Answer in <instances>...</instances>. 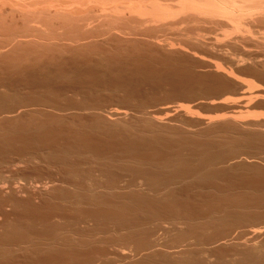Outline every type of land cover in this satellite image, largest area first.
I'll return each instance as SVG.
<instances>
[{"label":"bare ground","instance_id":"obj_1","mask_svg":"<svg viewBox=\"0 0 264 264\" xmlns=\"http://www.w3.org/2000/svg\"><path fill=\"white\" fill-rule=\"evenodd\" d=\"M257 73H260V76L264 75V0H0V101L5 98L4 104H7L9 103L6 102L7 97L8 100L12 97H14L12 100L15 99L14 102L10 101L13 104L9 103L11 106L9 105L8 109L0 102L2 108L6 109L0 112V131L2 135L11 134L9 138H13V134L14 138L21 135L15 141L19 147L15 150V145H13L14 151H12L10 146L14 144L11 143L14 138L13 140L8 137L6 139L7 135L3 137L4 135L0 134V203H3V207H5L4 204H9L14 208L17 206L19 208V205L29 202L27 206H31L30 203L34 200H39L41 203V200L47 198L46 203L50 199L54 203H56L55 200H58L62 204L66 202V204L70 203L76 207L85 203V206L90 204V206L94 205L98 208L99 204L96 203L112 201L113 204L115 201L116 207L110 203L108 206L111 209L116 208L111 214L112 216L113 214L118 215L120 219L111 216V220L115 219V227H112L114 230L110 233L101 227L103 232L95 231L94 235L90 231L89 234L91 233L95 237L99 234L121 235L124 232L125 235L122 234V236H125V239L122 240L121 236L122 241L120 238L115 241L112 238L110 240V237L104 242L100 240L104 245L112 247L114 251L119 249L122 255L130 253L129 255L134 258L141 256L142 252H146L144 257L142 256L143 262L148 261L149 256L150 259L153 256L152 263L155 260L158 262L161 260L162 264H264V188H261L260 184V187L256 188L255 184V188L251 186V189H247L250 187L247 184L243 190L234 192L231 187L229 189L224 185L221 187L224 191L220 193L219 189H216L218 192L214 193L215 190L208 187L217 178L224 176L228 169L233 171L241 161V157H246L252 146L259 152H264V148L259 144L264 142V126L258 125V129H255L257 124H249L245 121L242 123V121L233 119L232 116L230 118L229 115V118L227 116L207 120L201 118L198 125L202 127L213 128L212 125L216 126L215 123L218 122L220 125L221 122L227 130H233L234 133H231L232 137L230 138H221L220 136V138L202 137L199 139L192 136L193 138L190 140L184 139V134L182 141L181 136L180 139H177L184 142V144H180L184 150L186 149L185 153L180 152L182 150L179 148L180 144L176 145L179 150L175 145L174 148L177 150L170 148L177 139L174 138V141L169 135L165 138L163 130L166 128L161 126L162 121L167 120L168 116L170 117L168 114L171 112H183L184 110L186 112L187 106L185 105L203 104V107H214L213 105L218 107V103L238 102L237 98H234L237 100L234 101L228 94L229 100H227L228 97H225L226 95L224 98L222 96L232 89L233 92L238 90L240 94L242 93L241 95L246 93L248 96L249 94L245 91L252 85L250 79L254 78L255 80L254 75ZM241 76H245L246 79L252 77L248 83ZM238 91H236L237 94H239ZM258 92L255 95L257 100L261 99V95H258L260 92ZM155 93H160L159 96H163L161 93H164L166 97H161L164 98L161 99V103L159 96L157 99L153 96L150 99L147 98L148 101L147 99L140 101L142 96L145 99V96ZM246 94L244 96L248 99ZM220 95H222V99L219 98ZM241 95L240 97L244 98ZM29 96L31 98H27ZM68 96L75 97L76 101ZM138 96H141V99ZM134 97L135 99H133ZM68 98L69 100H67ZM136 98H139L138 102H135ZM250 100L253 101L252 98ZM158 103H160V108H156ZM152 104H155L156 107ZM231 104L230 106H232ZM151 106L155 107L154 110L159 109L154 115L146 113V109H151ZM129 113L132 115L134 113L133 116L139 115L140 117H137L139 122H134L136 117L132 116L135 120L132 119ZM73 122L80 124L77 125L78 130L81 126L80 131L83 132V135H85L84 131L87 132L89 138L94 131H97L98 134L102 133V136L106 134L107 137L108 134L110 137L114 134L113 138L123 134L127 136H122L123 142L129 137L127 134H133V138L130 135L129 138L132 140L128 139L126 143V146L129 144L128 148L125 143L124 147L123 144L120 145L119 139L116 138L115 140L118 139V147H116L114 144H117V141L115 142L114 139H109L105 135V138L113 140L114 149L119 148L123 152L114 153L112 145L108 149L106 147H109L110 144L105 142V145L107 144L105 150L110 152L112 150L110 154L113 155L114 160L113 157L108 159V151L103 154L107 158L105 156L103 158L101 154L102 158L96 157L94 160L91 158L93 154L90 150L88 151L90 154L84 152V149L87 148L83 145L85 143H81L85 148H83V152H80L82 146H80V151L79 148L76 150L72 147L73 139L70 142L72 144L69 143V138L68 141L66 140L67 143L63 141L66 145H70L68 147L65 144L63 146L60 140L61 137L63 140L65 136L57 137L61 135L58 133L59 131L65 130L62 128L63 124L72 128ZM54 125L61 126V130L54 127L56 130L59 129L58 131L51 128L57 132L56 135H51L54 137L51 138L53 140L59 138L57 144L56 140L48 142L50 137H47L49 140H46L44 136V134L50 136L51 132L53 134V131L47 130L50 129L47 127ZM2 127L6 131L3 132ZM28 127H33L34 130L31 132L32 129L28 130ZM251 127L255 128L250 130ZM43 128H47L46 131ZM74 128L76 127H73L72 130ZM85 129L88 131L90 129V132ZM236 129H241L242 131H240L242 133L244 131L245 134L236 133L238 131ZM76 130L77 128L73 131ZM78 130L75 132V136ZM27 132L33 134L29 136ZM47 132L50 134L48 135ZM81 132L78 134L81 135ZM181 132L178 133L181 134ZM94 133L96 136L98 135L96 132ZM94 133L92 138L93 142H96ZM134 134L138 138L135 139ZM39 135L40 138L44 139L45 137L44 141H47V144L38 140L39 137L36 138ZM98 138L97 136L96 139ZM103 138L101 140L99 138L97 141H104ZM75 143L73 146H79ZM100 143H94V147L96 148ZM102 144L104 145V143ZM164 144L165 146L167 144L169 148H164ZM8 145H10L9 150L13 154L7 149ZM259 145L261 148L258 147ZM133 146H136V150L139 147L141 151L153 147L151 149L154 153V148L158 149L159 147V152L156 150L157 158L160 156L158 153H161L164 159L158 160L156 155H153L154 157L151 158L153 160H149L152 162L156 160V162L146 163L150 165V167L148 166L150 169L145 170L142 166L147 165L143 163L142 159L139 163L140 161L135 158L137 157L135 154L139 150L137 152ZM161 146L163 152L167 150L168 153V150L171 149L170 154L164 152L166 155H163V152H160ZM150 150L149 155L152 154V150ZM117 153H120L119 156ZM114 154L118 157H115ZM121 154H126L129 160L134 155L132 159L136 161L133 165V161H130L132 166H128L130 164L126 166L124 163L126 161H118V159L116 161L115 159L126 157V155L125 157L120 156ZM141 155L137 158L140 159ZM79 156L84 160L80 159L81 161H79ZM144 161L148 162V158ZM41 168L43 171L46 168V171L43 172ZM51 169L56 170V174H51ZM36 170L39 173L38 171L36 173ZM4 172H13V176L4 177ZM232 181L230 180V182ZM207 183L208 185H206ZM225 188L230 191H225ZM202 191L208 192L207 195H210L211 198L206 195L204 200L205 193ZM188 193H192L191 196L198 195V193L199 195L198 197H189ZM218 193L220 194L218 195ZM214 194L217 195L214 196ZM119 201L126 207L127 204L130 205L128 208L132 205L137 207L135 213H144L142 216L139 214L141 217L138 216L140 218L145 216V218L140 219L141 221L139 218H135L137 216L135 213L132 214L135 211L133 207L132 213L129 211L130 215L125 211H121L122 214L115 211L118 210ZM201 202H205L207 208L205 203L201 205ZM190 203L192 206L194 205L193 209H190L192 207ZM196 204L199 207L201 205V208L194 209ZM165 205L170 209L169 211L165 210L169 212L167 216L162 210ZM186 205H188L186 208L189 211H185L188 210L185 208ZM203 205L205 210L202 209ZM141 207H152L153 211L142 212ZM155 207H160L164 216L161 215L162 213L154 211ZM181 207L184 210L183 208L181 210ZM100 208L104 209L105 207L101 205ZM148 208L147 210H150ZM121 209L127 210L123 206ZM160 209L158 210L160 211ZM102 213L99 210V213L97 212L100 214L99 216H96L97 214L93 216L94 213L82 215L84 220L83 217H80L83 221L81 220L82 223L80 221L78 224L86 226L88 222L93 221H103V224L107 221L110 222L109 219L106 221V216L109 218L110 213L109 215ZM123 213H127L126 215L130 219ZM16 215L14 214V216ZM101 215L105 216L101 217ZM132 215L135 217L131 219ZM79 216L77 215L76 218ZM71 219L75 224L79 220V218L77 221H74V218ZM52 227L50 231L47 230L48 237L47 231L44 230L46 237L43 234L40 241L38 240L36 243L26 233V230L20 228V231L14 232L13 229L12 233L9 231V236L7 234L2 237L5 241L3 244L0 243V248H6L7 245L13 246L14 244L9 241L16 239L17 247L24 245V249L26 251L28 249V252L33 250L36 253H44L42 255L46 253V256L47 254H57L58 251L55 252L54 249L58 245L61 246L56 240L62 235L60 233L62 231L58 230L57 232L56 228ZM70 234L77 236L76 232ZM11 235L13 236L11 237ZM166 236H169L171 240L172 245L169 242L168 245H171L169 247L164 243ZM79 237L77 240L79 246L74 244L76 242L74 238L71 240L66 238L61 242L62 246L64 248L72 247L71 249L74 251L73 247L77 249L81 246L79 241H82ZM0 240L2 239L0 238ZM13 242L15 241L13 240ZM155 248L160 250L157 251ZM169 249H179L181 252L176 256H171L166 253V250ZM225 249L229 254L228 260L216 259L214 255L220 254L219 252ZM1 252L0 258L5 255L6 251L3 254ZM119 252L117 251V253ZM93 256L96 255L93 254ZM213 256L215 260H211ZM7 258L9 259V257ZM224 259L226 258L224 257Z\"/></svg>","mask_w":264,"mask_h":264},{"label":"rangeland","instance_id":"obj_2","mask_svg":"<svg viewBox=\"0 0 264 264\" xmlns=\"http://www.w3.org/2000/svg\"><path fill=\"white\" fill-rule=\"evenodd\" d=\"M259 74V75H258ZM256 75H257V78L259 79V81H258V79L256 78ZM256 75H254L255 76V80H254V78L252 79L251 77H248L249 79H250V84H252L250 87H252V86H255V87H252V88H250L249 87V89H250V93H249V89L248 90H246L245 92H247L249 95L247 96V94H246V97H248V99L247 98H245V94L244 95H241L240 93H239V91L238 90H236V91H238V93L241 95V96H244V98L243 97H240V95L239 94H237L236 93V91H235V89H234V91L235 92H233V89L231 90V91H228V92H226V93H224V95L222 96V95H220V99H222V97L224 98V96L225 97H228L227 96V94L229 95V97L230 98H232L234 101H237L236 99H234V98H237L238 99V102H232V101H230V103L228 102V104L227 103H221V104H219L220 105V107H219V105L217 104V106L218 107H216V105H213L214 107H207V106H202L203 104H200V105H198V104H189V105H185V106H187V110H186V112H185V110L182 112V111H178V112H171L170 114H168V115H170V117L168 116V119L166 120V119H164L163 121H162V125L161 126H163V128H166V129H162L163 130V134H164V137L166 136V137H168L167 135H169V137L170 138H175V139H177V138H179L180 139V136L182 137L181 138V141H182V139H183V135L185 134V136H184V139H188V140H190L191 138H193V137H196V138H199V139H201L202 137L204 138V137H206V138H220V136H221V138L222 137H224V138H230V137H232V134L231 133H234V131L233 130H227L226 128H225V126H223V124L220 122V125H218L219 124V122L218 123H215L216 124V126L214 127L213 125H212V127L213 128H211V127H209V128H206V127H202V126H200V125H198L199 124V119L200 120H202V119H214V118H216L217 117V119H219V117H222V116H227L228 117V115L230 116V118H231V116H232V118L234 119L235 118V120H237V121H242V123H244V121L245 122H248L249 124L251 123V124H257V128H255V127H251V128H249L250 130L251 129H253V128H255V129H258V125L259 126H264V75H261L260 76V73H257ZM242 77V79H244L245 81H248V83H249V79H246V77L245 76H241ZM259 77H261V78H259ZM257 79V80H256ZM263 80V81H262ZM249 84V85H250ZM262 89V90H261ZM260 90L263 92L262 94H261V92H260ZM260 93H259V92ZM257 92L259 93L258 95L260 96V98L261 99H255L256 97H255V95L257 94ZM236 93V94H235ZM156 94V93H155ZM153 95V94H151V95H149V96H145V99H144V97L142 96V99L140 100V101H146V99L147 98H152L153 96L157 99V97L160 95V93H157L156 95ZM163 94V96H165L164 95V93H161V95ZM233 94V95H232ZM23 96V95H22ZM21 96V97H22ZM151 96V97H150ZM163 96H159L160 98V103L162 102L161 101V99L163 100L164 98H161V97H163ZM222 96V97H221ZM23 97H26V96H23ZM69 97V96H68ZM166 97V96H165ZM229 97L227 98V100H229ZM11 98V97H10ZM12 98H14V97H12ZM12 98L10 99V100H8V97H7V99H6V102H9L10 103V101H13L14 102V100L15 99H13L12 100ZM27 98H31L30 96L29 97H27ZM65 98H67V97H65ZM65 98H63V99H65ZM70 99H72L71 97H69ZM69 98L67 99V100H69ZM75 98V97H74ZM74 98L72 99V100H74ZM77 98V97H76ZM139 98H136L137 99V101L135 100V102H138V99ZM239 98H241V99H239ZM250 98H252V100L253 101H251L250 100ZM254 98V99H253ZM77 99H79V97L77 98ZM133 99H135V97L133 98ZM144 99V100H143ZM243 99H247L246 101L245 100H243ZM8 100V101H7ZM226 100V99H225ZM260 100V101H259ZM4 101H5V98L3 99V101L1 100L0 102H1V105L2 106H6V108L8 109L12 104H13V102H12V104L10 105L9 103H7V104H4ZM74 101H76V99L74 100ZM77 101H79V100H77ZM147 101H148V99H147ZM251 101V102H250ZM158 102V101H157ZM156 102V103H157ZM246 102H248V103H246ZM160 103H158V104H156L157 105V107L155 106V104H152V106L154 105L156 108H160ZM232 103V104H231ZM244 103V104H243ZM250 103V104H249ZM223 104H226V105H223ZM230 104L232 105V106H230ZM246 104V105H245ZM0 105V112H2V111H4V110H6V109H4V108H2V106ZM10 105V106H9ZM151 105V104H150ZM194 105V106H193ZM149 106V105H148ZM151 106V109L149 108H147L146 110H147V112L146 113H149V114H153L154 115V113H156L157 111L156 110H158L159 111V109H153V108H155V107H152ZM230 106V107H229ZM243 106V107H242ZM150 107V106H149ZM193 107H195V108H193ZM210 108V109H209ZM4 109V110H3ZM145 110V111H146ZM222 110V111H221ZM226 110V111H225ZM229 110V111H228ZM130 112V111H129ZM131 113H132V111H131ZM131 113H129L130 115L129 116H131V118H132V116L134 115V113H133V115L131 114ZM175 113V114H174ZM231 114V115H230ZM137 115V114H136ZM162 115V114H161ZM172 115V116H171ZM139 115H137V116H133L134 118L136 117V120L134 119V118H132V119H134L135 121L134 122H139V121H137V117H138ZM25 117V116H24ZM28 117V116H27ZM26 117V118H27ZM30 117V116H29ZM28 117V118H29ZM140 117V116H139ZM161 117H163V118H165L164 116H161ZM172 117V118H171ZM32 118V117H31ZM89 118V117H88ZM127 118V117H126ZM202 118V119H201ZM229 118V117H228ZM91 119V118H90ZM125 119V118H124ZM124 119H122V120H124ZM171 119V120H170ZM110 120V119H109ZM130 121H132L133 122V120H130ZM130 121H127V122H130ZM165 121H166V124H165ZM123 122V121H122ZM124 122H125V120H124ZM198 122V123H197ZM65 124H67L66 122H64ZM74 123V126L72 125V124H69L72 128L73 127H76L77 128V130H78V126L77 125H80V124H76L75 122H73ZM167 123H169L168 124V126H166L167 125ZM247 123V124H248ZM258 123H260V124H258ZM63 123H61V125H62ZM65 124H63L62 126V128H65V130H61V126L60 127H57V126H59V125H54L53 127H50V126H48L47 128H50V129H47V128H43V129H45V131H46V129L47 130H50V132L51 131H53V129H54V127H57V128H59L61 131H63L64 132V134H62L63 132H61V131H59L58 133L59 134H61V135H58L57 137H61L62 135L63 136H65V138L67 137V136H69L70 135V137H67V139H65V138H63V140H62V137L60 138V140L62 141V143H60L59 142V144H62L63 146H64V144H65V142H63V141H68V138H69V143L71 142V139H73V140H75V141H78L79 143H75V141H73L72 140V142H74L76 145L77 144H79V146L77 147V146H73L74 145V143L72 144V143H70V144H72V147H74V148H76V150L78 149L79 151H80V146H82L81 145V143L83 144V143H85V144H83L84 146H86L87 148H85L84 146H82V150L80 151V152H83V148H85L84 150V152H87V153H89L88 151L90 150V152L93 154V155H91V158L92 159H94V158H102V156H103V154H104V152H105V154L107 153V151L108 150H105V147H106V145L107 144H110L109 145V147H106V148H108V149H110L111 147H113V149H114V146L112 145L113 143V140H109V139H114V141L116 142L118 139V141H119V144L120 145H122L123 144V147H124V143H125V146H126V143L128 142V139H131V138H129L130 137V135L132 136L133 134H127V135H129V137L127 138V140H125L124 142H123V137L122 136H124L123 134L122 135H116V136H119V137H121V138H119V137H116V138H118L117 140H115L116 138H113V137H115L114 136V134H112V136L110 137L109 136V134H108V137H107V135L105 136L104 134H103V136L101 135L102 133H97V131H94L93 129H91L92 131H94V132H96L98 135V137L100 138V140H101V138H103L104 136L105 137H107V138H109V139H107V138H103V140L104 141H100L99 140V142L97 141L98 139H96V135H95V133H94V140H96V142L94 141L93 142V133L91 134L92 136H91V138H89L90 136H89V134L87 133V132H85L84 131V133H85V135H83V132H81L80 130H81V126L79 127L80 128V130H78V132L76 133V136H75V132L77 131H73L74 129H76V128H74L73 130H72V128H69V126L67 125H65ZM76 124V125H75ZM222 124V125H221ZM222 126V127H221ZM168 127V128H167ZM217 127V128H216ZM225 129H224V128ZM0 128H1V126H0ZM20 128V127H19ZM19 128H17V129H19ZM29 128H31V127H28L27 129L29 130ZM51 128H53L52 130H51ZM67 128V129H66ZM2 129H3V127H2ZM5 129V128H4ZM3 129V132L4 131H6V129L4 130ZM32 129V130H31ZM30 130H31V132L34 130L33 129V127L31 128ZM59 129H57L56 130V128L54 129V130H56V131H58ZM70 129V130H69ZM173 129V130H172ZM211 129H213V130H211ZM221 129L222 131H219V130ZM264 129V128H263ZM84 130V129H83ZM82 130V131H83ZM86 130V129H85ZM175 130V131H174ZM216 130H217V132H216ZM227 130V131H226ZM236 130H238V129H236ZM241 129H239L238 131H236V133H238L239 132V134H245V132L243 131V133L240 131ZM45 131H44V133H45ZM68 131H71V132H74V133H71V132H69L68 133ZM86 131H88V129L86 130ZM181 132V134L180 133H178V132ZM215 131V132H214ZM226 131V132H225ZM81 132V135L80 134H78V133H80ZM88 132H90V129H89V131ZM241 132V133H240ZM247 132V131H246ZM2 132L0 131V134H1ZM27 133H29V132H27ZM43 133V134H44ZM48 133V132H47ZM57 134V132H55V131H53V134H52V132H51V134L50 133H48V135L50 134V136H46L47 134H44V136L46 137V140H49V138H47V137H50V140L48 141V142H50V141H52V142H55L54 140H56V144L58 143V141H59V138H58V140L57 139H51V138H54L53 136H51V135H54V134ZM87 133V134H86ZM168 133V134H167ZM183 133V134H182ZM195 133H196V135H195ZM225 133V134H224ZM31 134H33V133H31ZM31 134L29 133V136H31ZM55 134V135H56ZM72 134V135H71ZM175 134V135H174ZM178 134V135H177ZM2 135V134H1ZM4 135V134H3ZM2 135V136H3ZM7 135V136H6ZM6 135H4L3 137H5L6 136V139H7V137H8V139H11V140H13V138L15 137V135L13 134L12 135V137L13 138H9V136H11V134H9V133H6ZM25 135V134H24ZM23 135V136H24ZM28 134H26L25 136H27ZM81 137H80V136ZM83 135V136H82ZM135 135V134H134ZM203 135V136H202ZM224 135V136H223ZM225 135H226V137H225ZM17 136V135H16ZM19 136V137H18ZM17 136V138H14V140H13V142L11 141V143H14V144H11L12 146H10V145H8V147H7V149L9 150V146H10V148H12V147H14L13 145H15V147H14V149L15 148H18L19 146H18V144L17 143H15V141H16V139H19L20 138V136L21 135H18ZM28 136V137H29ZM41 136H43V135H41ZM43 136V137H44ZM79 136V137H78ZM89 136V137H88ZM101 136V137H100ZM179 136V137H178ZM188 136H190V137H188ZM193 136V137H192ZM37 137H39L40 138V135L39 136H36V138ZM45 137H44V139H45ZM56 137V138H57ZM74 137H76V138H79V139H81V140H79V139H76V138H74ZM84 138V140H82L83 138ZM88 137V138H87ZM124 137H127V136H124ZM165 137V138H166ZM1 138V137H0ZM24 138V137H23ZM35 138V137H34ZM35 138V139H36ZM37 138L38 140H41V141H43V142H45V144H47L46 142L47 141H44V139L43 138ZM132 138H133V136H132ZM136 138H138V136L136 137V135H135V139ZM87 139H88V141H87ZM109 140V141H107V140ZM122 140V143H120L121 142V140ZM125 139V138H124ZM175 139H174V141H175ZM179 139H177L172 145L173 146H170V148L172 147L173 148V150L174 149H176L177 150V148H178V146H179V144L180 143H183L184 144V142H180V141H178ZM86 140V141H85ZM91 142H90V141ZM132 140V139H131ZM9 142H10V140H8ZM67 141H66V143H67ZM118 141H117V144H114V145H116V147H118ZM101 142V143H100ZM105 142L107 143L106 145H105ZM176 142H178L177 144H176ZM191 142V141H190ZM92 143V144H91ZM94 143H100V144H98L97 145V147L95 148L94 147ZM102 143H104V145L102 144ZM55 144V143H54ZM89 144H91V145H89ZM96 144H95V146H96ZM263 148H264V142L263 143H259ZM88 145H89V147H88ZM112 145V146H111ZM128 146H129V144H127ZM170 145V144H169ZM174 145L176 146V145H178V146H176L177 148H174ZM181 145V147H179V148H182V150L180 151V152H183V153H185L184 151H186V149L184 150V148L182 147V144H180ZM260 145L258 146L259 148H261L260 147ZM47 146V145H46ZM65 146H70V145H66L65 144ZM101 146V147H100ZM111 146V147H110ZM128 146H126L127 148H128ZM183 146H185V145H183ZM103 147V148H102ZM121 147V146H120ZM123 147H121L122 149H123ZM169 148V146H167V144H166V146H165V144H164V148ZM257 147V146H256ZM101 148H102V151L100 152V150H101ZM133 148L136 150V146H133ZM145 148H147V147H145ZM151 148H153V147H149V148H147V149H151ZM162 148V146L160 147V149ZM167 148V149H168ZM179 148H178V150H179ZM186 148V147H185ZM255 147L254 146H252L249 150H250V152L247 154V156L246 157H244L243 156V158L241 157V161H239V163H238V165H237V167L232 171V170H227L228 172L225 174L226 176H227V178H226V176H225V178H224V176H220V178L218 179L217 177H219V176H217V177H214L215 179V181H214V183H212V184H210L208 187L209 188H213L214 190H215V192L214 193H217L218 191H216V189H219V192L221 193L222 191H224L223 189H221V187H224V185L227 187L228 186V188L230 189V187H231V190H233L234 192H236L237 190H239V191H241V190H243L244 188H246V186H247V184L248 185H250V187L248 188L247 187V189H251L252 187L251 186H255V184H256V188H258V187H260L259 186V184L262 186L261 188H264V171H262V170H264V152H259L257 149H254ZM87 149V150H86ZM97 149V150H96ZM99 149V150H98ZM117 149H118V151H117ZM115 148L114 149V153L115 152H123V150H121V149H119V148ZM140 149H144V148H140ZM158 149H159V147H158ZM158 149H156V148H154V151H155V153L153 152V149H151L152 150V154L151 155H149L148 154V152H149V150H146V149H144V151H141V150H139V147H138V149L136 150L137 152H138V150H139V154L137 153V154H135L136 153V151H135V155H137V157L139 156V155H141V158L139 159V158H137V157H135L137 160H139L140 162L139 163H141V159H142V161H143V163H145V165H147L146 163H155L156 162V160H154V162H152V161H150L149 159H151V158H153L154 156L153 155H156V158H157V153H156V150H157V152H159V150ZM12 151H14L13 150V148L11 149ZM11 150H9V152L11 151ZM16 150V149H15ZM92 150H94L93 152H92ZM150 150V151H151ZM171 150V149H170ZM170 150H168V153L170 154ZM175 150V151H176ZM256 150V151H255ZM12 151H11V153H12ZM95 151H96V153H95ZM97 151H99L100 153H98ZM252 151H254V152H252ZM145 152V153H144ZM160 152H163V148H162V150H160ZM164 152H165V150H164ZM163 152V155L166 153V154H168L167 153V150H166V152L164 153ZM179 152V151H178ZM257 152V153H256ZM97 153H98V155L99 156H101V154H102V156L101 157H99L98 155H97ZM110 153H112V150H111V152L110 151H108V159H109V157L111 158V157H113V155L112 154H110ZM151 153V152H150ZM154 153V154H153ZM172 153V152H171ZM13 154V153H12ZM82 154V153H81ZM90 154V153H89ZM96 154V155H95ZM118 154V156H119V154L120 153H117ZM146 154H148L149 156H151L150 158H149V156L148 155H146ZM160 156H159V158H157L158 160H160L161 158L162 159H164L163 158V156H161V153H158ZM165 154V155H166ZM10 155V154H9ZM109 155H111V156H109ZM125 155L126 154H121L120 156H123V157H125ZM146 155V158H148V162H145V161H147V160H145L144 161V159H146L144 156ZM94 156V157H93ZM105 156V158H107V156L106 155H104ZM104 156H103V158H104ZM114 156L115 157H118V156H116L115 154H114ZM129 156L131 157V154H129ZM148 156V157H147ZM81 156H79V161H81L80 159H82L83 157H81ZM134 157V155L132 156V158ZM122 158V157H121ZM125 158H127V159H125ZM125 158H122V159H120V158H115L116 159V161H117V159H118V161H122V160H124V161H126V162H124L125 163V165L127 166L128 164H130L132 161H133V159L131 158V160H129V158L127 157V155H126V157ZM91 159V160H92ZM113 160H114V157L112 158ZM246 161H245V160ZM84 159H82V161H83ZM87 160V159H86ZM95 160V159H94ZM151 160H153V159H151ZM93 161V160H92ZM98 161V160H97ZM100 161V160H99ZM131 161V162H130ZM134 161H136V160H134ZM134 161L132 162V165H133V163H134ZM150 161V162H149ZM243 161V162H242ZM138 163V164H139ZM142 163V164H143ZM131 164L130 165H128V166H132ZM244 165V166H243ZM140 166H142L141 164H140ZM150 165H147V166H145V167H147L148 169H146L144 166H142V168H144L145 170H149L150 168ZM239 166V167H238ZM242 166V167H241ZM243 168V169H242ZM42 169V171H43V168H41ZM245 169V170H244ZM248 169H250V170H248ZM50 170V169H49ZM37 171L38 170H36L35 172L37 173ZM39 171H41L40 169H39ZM39 171H38V173H39ZM44 171H46V168L44 169ZM43 171V172H44ZM51 171L53 172L54 170H52L51 169ZM50 172V171H49ZM52 172H50L51 174H54L55 172H56V170L52 173ZM13 174V172H4V177H10V176H13L12 175ZM15 174V173H14ZM56 174V173H55ZM127 176V175H126ZM235 179H234V178ZM126 179H127V177H125ZM124 178V179H125ZM222 178V179H221ZM230 178H232V179H230ZM223 179H225V180H223ZM226 179H227V181H226ZM233 180L232 182H230V180ZM238 181H237V180ZM245 179V180H244ZM253 179V180H252ZM218 180H220L219 182H217ZM234 180H236V181H234ZM259 180V181H258ZM212 181V182H213ZM240 181V182H239ZM244 181V182H243ZM251 181V182H250ZM263 181V182H262ZM245 182H247L246 184H244ZM210 183V182H209ZM216 183V184H215ZM219 183H220V185H219ZM224 183H226V184H224ZM230 183H232V184H230ZM235 183V184H234ZM239 183H241V184H243V185H241V184H239ZM216 186H218V187H214L215 185ZM223 184V185H222ZM237 184H239V185H237ZM252 184V185H251ZM206 185H208V183L206 184ZM237 185V186H236ZM211 186V187H210ZM244 186V187H243ZM201 187V186H200ZM203 187V186H202ZM204 187H207V186H204ZM254 187V188H255ZM253 188V189H254ZM229 189H226L225 188V191L226 190H229ZM230 191V190H229ZM203 192V191H202ZM228 192V191H227ZM238 192V191H237ZM193 193H196V192H193ZM200 193V192H199ZM199 193H198V195H199ZM203 193H205L203 196H204V200H205V198H206V195H207V193L206 192H203ZM220 193H218V195L220 194ZM190 194V195H189ZM191 194L192 193H188L187 195H189V197L191 196ZM197 194V193H196ZM185 195V194H184ZM198 195H195L194 194V196H197L198 197ZM215 195H217V194H214V196ZM193 196V195H192ZM191 196V197H192ZM193 196V197H194ZM201 196V195H200ZM203 196H201V198H203ZM210 197V195H207V197ZM212 197H213V195H212ZM211 198V197H210ZM47 199V198H46ZM46 199H43V201L41 200V203H40V201L39 200H34L33 202H31L30 203V205L32 206H27L28 204H29V202L28 203H26V204H23V205H19V208H18V206L16 207V208H14V207H12L11 205H9V204H4V206L5 207H3V203H0L1 204V206H0V228L2 229V231H1V229H0V238L3 240H0V243L1 244H3L4 243V239L2 238V237H4V236H6L7 234H8V236L10 235L9 234V231L12 233V231H13V229L15 230L14 232H16L17 230H19L20 231V228H21V230H26L27 232L26 233H28V235H30V238L36 243V241L38 242V240L40 241V239H41V237H43L42 235L44 234V236L46 235L45 233V231H50V229H51V227L52 226H54V229H55V231H57L58 232V230L60 231H62V232H60L62 235L61 236H59V238L56 240V242L58 243V244H60L61 246H62V244L63 243H61V242H63V240H66V238H68V240H71V239H73L74 238V240L76 241V242H74V244H76V245H78V242H77V240H78V237H79V239L83 242H80L79 241V244L81 245L79 248H75V247H73L74 248V251H73V249H71L72 247H70V248H64L63 246V248L61 247V246H59L57 243H56V249H54V251L55 252H57V254H50V255H48L47 254V256H46V253H45V255H42V254H44V253H42L41 254V252H37L36 253V251L34 252L33 250H31V251H29L28 252V249H27V251L24 249V245H22V246H18L17 247V244H16V239H12V241H9V242H11V244H14L13 246H8L7 245V247L6 248H8V249H6V248H0V252L3 250H5L6 251V253H4L3 251L1 252L2 254L4 253L5 255L4 256H2L1 258H0V264H48V262H49V264H70L69 262H71L72 264H87V263H89V264H162V263H160L161 262V260H159V262L157 261V260H152V261H154L153 263L151 262V259H154L153 258V256H151L152 258L150 259L149 257L147 258L148 259V261H145V262H143L142 261V258L144 257V255L146 254V252H142L141 253V256H137V257H131L132 255H129L130 253H128V254H124V255H122V254H120V250L118 249H115V251H114V249L112 248V247H108V246H106V244L104 245V243H102V242H104L106 239H108L109 240V237H110V240H111V238L112 239H114V241L116 240V239H119L120 238V240L122 239V234L123 235H125L124 234V232H122L121 233V235L120 234H118V235H116V234H114L113 235V233L112 234H106V235H104V234H99V235H97V236H92V234L94 233V235H95V231L98 233V232H103V229H104V231H105V229H106V231H110V233L112 232V230H114V228H112L114 225H115V219L117 218V219H119L118 217V215H114L113 214V216H112V212H114V209H116L115 207V204L114 203H116L115 201H113V204H112V201L110 202H108V203H106L105 201H104V203H103V201H102V203H96L95 204V206H97L98 208H96V207H94V205L93 206H90V204H88V205H86L85 206V203H84V205L83 204H79V207H78V205H77V207L76 206H74L73 204H70V203H67L66 204V202H64L63 204H62V202H60V201H58V200H55L56 201V203H54V201H51L50 199H48L47 200V203H46ZM192 199V198H191ZM53 200V199H52ZM44 201H45V203H44ZM48 201H50V202H48ZM58 201V202H57ZM43 202V203H42ZM60 202V203H59ZM118 202V201H117ZM120 202V201H119ZM113 205V206H115L114 207V209H111V208H109L108 206L110 205ZM202 203L204 204L205 202H201L200 204L202 205ZM33 204V205H32ZM44 204H47V205H44ZM64 204H65V206H64ZM105 204V205H104ZM108 204V205H107ZM117 204V203H116ZM118 204H120L121 206H123L124 208H126L127 210H123V209H121V206L120 205H118L119 207H120V209H119V207H117V209L118 210H115V211H117V212H119V213H121L122 214V212L121 211H125V212H127L128 213V215H130V213H129V211L132 213V207L134 208L133 210H135L132 214L134 215V213L135 212H137L136 211V209H137V207H134L133 205L131 206V207H129L128 208V206H130V205H128L127 204V207L126 206H124L121 202L120 203H118ZM199 204V205H200ZM9 205V206H8ZM27 207H26V206ZM38 205V206H37ZM72 205V206H71ZM101 205L102 206H104L105 208L104 209H99V206L101 207ZM106 205H107V207H108V209H107V207H106ZM190 205L192 206V204L190 203ZM201 205H200V207L199 206H197V204H196V206H195V208L194 209H196V207L199 209V208H201ZM207 204L205 203V207L207 208V206H206ZM23 206V207H22ZM35 206V207H34ZM55 206V207H54ZM59 206V207H58ZM62 206V207H61ZM64 206V207H63ZM85 206V207H84ZM190 206V207H191ZM194 206V205H193ZM193 206L190 208V209H193ZM22 207V208H21ZM73 209H72V208ZM76 207V208H75ZM83 207V208H82ZM88 207V208H87ZM93 207V208H92ZM161 207V206H160ZM160 207L159 208H156V209H154V211H158V212H160L159 214H161L162 213V210H163V213L167 216V214H169V207L167 208V206L165 205L164 207H163V209L161 210L160 209ZM166 207V208H165ZM184 207V206H183ZM183 207H181V210H182V208ZM186 207H188V205H186L185 206V208ZM204 207V205L202 206V209H204L205 210V208H203ZM2 208H3V210H5V211H3L2 210ZM5 208V209H4ZM18 208V209H17ZM48 208V209H47ZM61 208V209H60ZM66 208V209H65ZM68 208V209H67ZM90 208V209H89ZM136 208V209H135ZM139 208V207H138ZM148 208V207H147ZM147 208H143V207H141V209H143V211L142 212H150L151 210L153 211V209H152V207H149L150 208V210H147ZM148 208V209H149ZM165 208V209H164ZM15 209V210H14ZM23 209V210H22ZM71 209H72V212H71ZM95 209V211H93ZM96 209H97V212L99 213V210H100V213H102V211H104L102 214H106V213H108L107 215H109V213H110V215H109V218H107L108 216H106V221H107V219H109V221L111 220L110 218H111V216H112V218H115V219H112L110 222H105L104 224H103V221L102 222H100V221H97V222H95V221H93V222H88V225H83V224H81L82 223V221L84 220V217L82 216V215H85V214H89V213H91V214H93V216L94 215H96L97 214V212H96ZM111 209V210H110ZM140 209V208H139ZM158 209H160V211L158 210ZM166 209H168V211H165ZM186 209H188V208H186ZM201 209V210H202ZM2 210V211H1ZM58 210V211H57ZM61 210V211H60ZM76 210V211H75ZM89 210H90V212H89ZM92 210V211H91ZM145 210H147V211H145ZM183 210H184V208H183ZM60 211V212H59ZM75 211V214H76V216L78 215L79 216V213H81L80 214V216L79 217H77V218H79V220L76 218V216H74L75 214H73V212ZM80 211V212H79ZM138 211H140V210H138ZM166 213H165V212ZM185 211H189V209L188 210H185ZM191 211V210H190ZM30 212V213H29ZM58 212V213H57ZM79 212V213H78ZM89 212V213H88ZM95 212H96V214H95ZM168 212V213H167ZM25 213V214H24ZM29 213V214H28ZM44 213V214H43ZM61 213V214H60ZM118 213V214H119ZM127 213H123L124 214V216L125 217H127L128 219H130L129 218V216L128 215H126ZM161 214L162 216H164V214ZM13 214V215H12ZM14 214L16 215V214H18V215H16V216H14ZM20 214V215H19ZM35 214V215H34ZM115 214H117V213H115ZM120 214V215H121ZM141 216H142V214H144V213H139ZM138 213H135V216H137V217H135V216H131V219L132 218H139V220L141 219H143V218H145V216H143V218H140L141 216L139 215ZM12 215V216H11ZM24 216V217H22V216ZM100 214H97L96 216H99ZM140 217H139V216ZM160 215V216H161ZM74 216V217H73ZM88 217H89V215H87ZM105 216V215H104ZM104 216H102L101 215V217H104ZM122 217H123V215H121ZM120 216V217H121ZM7 217V218H6ZM80 217H83V220H82V218L80 219ZM25 218V219H24ZM61 218V219H60ZM71 218H74V221H77V223L75 224V222H73L72 221V219ZM21 219V220H20ZM24 219V220H23ZM51 219V220H50ZM55 219V220H54ZM82 220V221H81ZM105 220V219H104ZM120 220V219H119ZM140 220V221H141ZM24 221V222H23ZM29 221V222H28ZM53 223H52V222ZM56 221V222H55ZM81 221V223L80 224H78V222H80ZM2 222V223H1ZM58 222H60V223H58ZM18 223H20V224H18ZM26 223L28 224L27 226H26ZM33 223V224H32ZM62 223H64V224H62ZM98 223V224H97ZM101 223V224H100ZM31 224H32V226H31ZM39 224H41V225H39ZM47 224V225H46ZM53 224V225H52ZM90 224V225H89ZM93 226H92V225ZM95 224V225H94ZM106 224V225H105ZM5 225V226H4ZM73 225V226H72ZM81 225V226H80ZM9 226H11V227H9ZM31 226V227H30ZM35 226V227H34ZM48 226H49V229H47L48 228ZM65 226V227H64ZM68 226V227H67ZM79 226V227H78ZM87 227V228H84V227ZM104 226V227H103ZM107 226H108V230H107ZM8 227V228H7ZM14 227H16V228H14ZM27 227V228H26ZM43 227H45V228H43ZM90 227H91V229H90ZM95 227V228H94ZM98 227V228H97ZM103 229H102V228ZM115 227V226H114ZM19 228V229H18ZM64 228V230H62ZM77 228H79V229H77ZM5 229V230H4ZM9 229V230H8ZM27 229H29V230H27ZM41 229V230H40ZM52 229H53V227H52ZM66 229V230H65ZM98 229V230H97ZM101 229V230H100ZM40 230V231H39ZM45 230V231H44ZM82 230H84V231H82ZM100 230V231H99ZM31 231V232H30ZM45 233H44V232ZM48 231H47V237H48ZM70 231V233L72 232V233H74V232H76L77 233V236H73V234H72V236H71V234L70 233H67V232H69ZM87 231V232H86ZM92 232V234L90 233L89 234V232ZM94 231V232H93ZM43 232V233H42ZM66 232V233H65ZM85 232H86V234H85ZM18 233V232H17ZM19 233H21V232H19ZM40 233H42V234H40ZM64 233V234H63ZM83 233H84V235H83ZM13 234H15V233H13ZM22 234L25 236V234H24V232L22 231ZM21 234V235H22ZM66 234V235H65ZM80 234V235H79ZM89 234V235H88ZM161 234V233H160ZM19 235V234H18ZM17 235V236H18ZM22 235V236H23ZM111 235H113V236H111ZM13 235H11V237H12ZM70 236V237H69ZM93 237V239L95 240H93L92 239V237ZM100 238H99V237ZM103 236H105V237H103ZM122 236V237H121ZM46 237V236H45ZM75 237H77V238H75ZM108 237V238H107ZM114 237V238H113ZM125 237V236H124ZM123 237V239L122 240H124L125 238ZM33 238H35V239H33ZM70 238V239H69ZM82 238H84V239H82ZM87 238V239H86ZM103 238H104V240H103ZM60 239V240H59ZM91 239H92V241H91ZM13 240L15 241V242H13ZM98 242H97V241ZM102 242H101V241ZM121 240V241H122ZM107 241V240H106ZM131 241V240H130ZM85 242V243H84ZM96 242V243H95ZM131 242H134L135 243V241H131ZM170 242V244H171V240H170V237L168 236H166V240H165V244L167 245V247H169V246H171L170 244L168 245V243ZM86 243H88V244H86ZM92 243V244H91ZM99 243V244H98ZM234 243V242H233ZM9 244V243H8ZM10 245V244H9ZM92 245V246H91ZM98 245V246H97ZM100 245V246H99ZM79 246V245H78ZM95 246H97V247H95ZM104 246V247H103ZM15 247V248H14ZM20 247H22L21 248V250H20ZM59 247V248H58ZM94 247V248H93ZM101 247V248H100ZM11 248V249H10ZM110 248V249H109ZM112 248V249H111ZM24 249V250H23ZM58 249V250H57ZM61 249H64V250H61ZM66 249V250H65ZM68 249H69V251H70V249H71V253L68 251ZM81 251H80V250ZM156 249V248H155ZM159 249V248H158ZM158 249H156L157 251H159ZM8 250V251H7ZM10 250H12V251H10ZM87 250V251H86ZM96 250V251H95ZM99 250H101V251H99ZM106 250V251H105ZM109 250V251H108ZM164 250V249H163ZM162 250V251H163ZM170 250V251H169ZM168 251L166 250V253H168V254H170L171 256H176L179 252H181L179 249H169ZM32 251H33V253H35V254H33L32 253ZM54 251H52L53 253H54ZM59 251H61V252H59ZM63 251V252H62ZM65 251V252H64ZM68 251V252H67ZM86 251V252H85ZM94 251V252H93ZM117 251L119 252V253H117ZM165 251V250H164ZM17 252V253H16ZM31 252V253H30ZM52 252H50V253H52ZM75 252V253H74ZM99 252H101L100 254H99ZM105 252V253H104ZM126 252V251H125ZM173 252V253H172ZM175 252V253H174ZM226 252V253H225ZM29 253V254H28ZM38 253H40V254H38ZM49 253V252H48ZM61 253H64V254H61ZM71 255V257H70V255ZM73 253V254H72ZM85 253H86V255H85ZM91 253H93L94 255H96V256H93V254H91ZM98 253V254H97ZM127 253V252H126ZM172 253V254H171ZM220 254H215L214 256H216L215 258L216 259H223V260H228L227 258H228V251L225 249V250H223V251H221V252H219ZM14 254V255H13ZM59 254H61V255H59ZM12 257H11V256ZM17 255V256H16ZM24 255V256H23ZM38 255H40V256H38ZM55 255V256H54ZM82 255V256H81ZM83 255H85L84 257H83ZM126 255V256H125ZM129 255V256H128ZM16 256V257H15ZM34 256V257H33ZM36 256V257H35ZM98 256V258H96ZM118 256V257H117ZM124 256V257H123ZM128 256V257H127ZM143 256V257H142ZM214 256H213V258L211 259V260H215L214 259ZM5 259H4V258ZM7 257H9V259L7 258ZM33 257V258H32ZM53 257V258H52ZM139 257V258H138ZM200 257V256H199ZM222 257V258H221ZM224 257L226 258V259H224ZM21 258H23V259H21ZM79 258V259H78ZM87 259V260H85V259ZM132 258V259H131ZM194 258V257H193ZM2 259V260H1ZM57 259V260H56ZM84 259V260H83ZM91 259V260H90ZM118 259V260H117ZM134 259V260H133ZM19 260V261H18ZM35 260V261H34ZM64 260V261H63ZM76 260V261H75ZM94 260V261H93ZM122 260V261H121ZM137 260V261H136ZM7 261V262H6ZM25 261V262H24ZM53 261V262H52ZM66 261H67V263H66ZM69 261V262H68ZM86 261H87V263H86ZM156 261H157V263H156ZM57 262V263H56ZM60 262H62V263H60ZM65 262V263H64ZM129 262V263H128ZM131 262V263H130Z\"/></svg>","mask_w":264,"mask_h":264}]
</instances>
